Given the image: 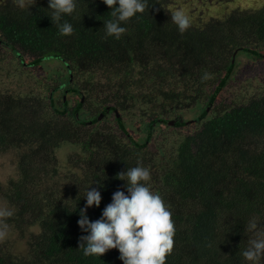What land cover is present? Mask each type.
<instances>
[{
    "label": "trees",
    "instance_id": "trees-1",
    "mask_svg": "<svg viewBox=\"0 0 264 264\" xmlns=\"http://www.w3.org/2000/svg\"><path fill=\"white\" fill-rule=\"evenodd\" d=\"M147 2L116 39L105 34L103 21L112 17L103 0H77L63 17L70 35L51 22L48 0L30 8L0 0V83L9 53L15 74L25 69L40 81L15 91L0 86V154L12 152L16 176L0 182L13 212L0 223L17 235L0 240V264H123L115 248L84 256L80 237L87 233L77 221L89 184L102 196L87 209L95 220L113 192L126 191L118 173L138 164L172 213L165 264H250L241 252L264 233V91L206 108L238 55L263 56L264 3L204 11L180 33L170 16L174 0ZM194 110V120L174 121L183 130L162 131ZM154 136L171 143L149 150ZM252 221L255 232L248 231Z\"/></svg>",
    "mask_w": 264,
    "mask_h": 264
},
{
    "label": "clouds",
    "instance_id": "clouds-1",
    "mask_svg": "<svg viewBox=\"0 0 264 264\" xmlns=\"http://www.w3.org/2000/svg\"><path fill=\"white\" fill-rule=\"evenodd\" d=\"M36 0H21L22 8H30ZM77 0H48L47 9L50 20L57 25L62 35L73 32L72 24L63 17L72 15ZM111 9V19L103 21L106 36L119 39L125 32L122 23L143 13L148 7L147 0H103ZM149 8V7H148ZM171 21L180 33L191 25L190 16L177 9L170 13ZM205 73L202 79H207ZM118 178L125 181V190L117 189L112 193L111 202L101 212L98 219L90 220L87 209L93 205L99 207L101 192L90 187L85 190V205L79 209V228L87 233L80 237L79 248L84 256H101L110 249H118L119 259L123 264H165L166 256L173 249L175 233L172 213L164 204L161 196L153 192L147 182L150 180L148 168L137 165L118 173ZM13 215L10 208L0 206V218ZM258 224L252 221L249 232H255ZM7 236V225L0 223V238ZM245 261L259 264L264 259V233L255 239L241 252Z\"/></svg>",
    "mask_w": 264,
    "mask_h": 264
},
{
    "label": "rangeland",
    "instance_id": "rangeland-1",
    "mask_svg": "<svg viewBox=\"0 0 264 264\" xmlns=\"http://www.w3.org/2000/svg\"><path fill=\"white\" fill-rule=\"evenodd\" d=\"M3 1V0H1ZM174 0L172 5V10L175 11L177 9H183L185 12L189 14V16L193 17L194 19H199L201 15H204V11L216 14L220 13L223 9L227 8H256L261 6L264 3V0H227V1H217V0ZM16 4H21V0H16ZM208 14V13H207ZM224 12H222L218 17L222 18L224 16ZM192 18V19H193ZM193 19V20H194ZM241 55V54H240ZM240 55L237 56L238 64L235 66L234 72L230 77L229 82L224 87L223 91L221 92L218 100L211 106L215 108L217 104L224 100L226 103H230L234 100L236 101H246L251 95L256 93H260L264 91V54L260 58H247L241 57ZM11 54H8V57L2 62L1 66L4 71H7L6 76H3L1 79L0 86L3 88H9L11 91L17 90V88L22 87L24 83L31 85L32 87H37L40 84V81H35L34 77L31 76L32 71H28L25 69H21L20 72L18 71L16 74L14 66L15 64L10 58ZM2 69V70H3ZM42 75L41 71L35 73V76L38 78ZM40 79V78H39ZM20 85V86H19ZM70 95H66L65 99H70ZM198 110V109H196ZM197 111H193L190 114H185L184 118H191L193 114H196ZM89 124V123H88ZM162 125L159 123V126ZM112 126H116L112 125ZM162 129L169 131L168 127L163 126ZM171 130V129H170ZM130 133L134 135V132L130 130ZM121 135V133L119 132ZM144 136V131L141 129L137 131V135L135 136L139 141H141V137ZM160 136H154L152 140L147 143V148L150 150L152 146L157 148L158 145H163L166 147L171 143V139L169 140L170 143L166 142V139L161 138ZM72 152V150H71ZM12 152H7L0 154V182H4L10 177L15 176V168L12 162ZM0 206L6 207L4 201L0 198ZM259 234V231L256 232ZM17 235L14 232H11L10 229L7 227V236L4 238H0L3 240L5 238H9L10 240L16 238ZM17 247L21 248L22 244L17 240Z\"/></svg>",
    "mask_w": 264,
    "mask_h": 264
},
{
    "label": "flooded vegetation",
    "instance_id": "flooded-vegetation-1",
    "mask_svg": "<svg viewBox=\"0 0 264 264\" xmlns=\"http://www.w3.org/2000/svg\"><path fill=\"white\" fill-rule=\"evenodd\" d=\"M213 104H211V105H209L207 108H206V111L209 113L210 112V110H211V106H212ZM202 107H203V105H202ZM100 116H102V115H100ZM117 116V115H116ZM99 118H101V117H99ZM188 120H194V119H191V118H189V119H187V118H184V115L183 114H177V115H175L173 118H172V120H170L169 122H168V124H166V125H162V126H165V127H168L169 128V130L170 129H181V130H183V127H173L172 125L174 124V121H180V122H186V123H188ZM162 129V128H161ZM162 131H164L163 129H162ZM164 132H166V131H164ZM153 138V137H152ZM152 138H151V140H152ZM259 263H261V264H264V259H262Z\"/></svg>",
    "mask_w": 264,
    "mask_h": 264
},
{
    "label": "water",
    "instance_id": "water-1",
    "mask_svg": "<svg viewBox=\"0 0 264 264\" xmlns=\"http://www.w3.org/2000/svg\"><path fill=\"white\" fill-rule=\"evenodd\" d=\"M116 115L118 116V114L116 113ZM99 117H101V116H99Z\"/></svg>",
    "mask_w": 264,
    "mask_h": 264
}]
</instances>
